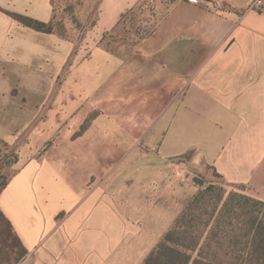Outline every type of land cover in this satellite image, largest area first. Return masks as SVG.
<instances>
[{"label":"crops","instance_id":"0c3cea01","mask_svg":"<svg viewBox=\"0 0 264 264\" xmlns=\"http://www.w3.org/2000/svg\"><path fill=\"white\" fill-rule=\"evenodd\" d=\"M139 1L99 0L89 30L93 37L84 43L87 56L80 52L59 84L57 110L70 116L109 86L107 115L67 150L47 151L23 163L0 191V211L27 251L18 264L143 263L155 245L151 241L167 231L177 214L150 229L144 196L143 201L118 197L111 188L88 183L109 160L131 155L120 152V145L155 144L163 160L195 152L236 184L252 180L264 160V12L246 11L253 0H217L222 13L184 0H155L158 20L143 56L128 60L101 48L102 35ZM108 2L110 11L103 8ZM5 12L49 23L52 0H0L2 63L29 65L42 58L55 64L51 89L74 57V44L25 27ZM143 63L146 75L155 76L154 98L147 93L135 104L134 88H125L130 104L121 106V116L114 115L120 107L116 76L123 73L131 83L141 70L134 64ZM17 77L34 79L35 89L40 86L37 76ZM152 112H159L155 120ZM104 144L110 148L104 150Z\"/></svg>","mask_w":264,"mask_h":264},{"label":"rangeland","instance_id":"374dc122","mask_svg":"<svg viewBox=\"0 0 264 264\" xmlns=\"http://www.w3.org/2000/svg\"><path fill=\"white\" fill-rule=\"evenodd\" d=\"M98 2L99 0H52L51 34L74 44L75 55H72L51 89L48 88L50 76L57 69L55 64L45 63L40 58L33 64H15L9 67V64L2 63L0 59V189L23 163L39 159L47 151L59 153L67 150L72 145L70 142L81 136L96 119L107 115L105 92L109 86L98 92L93 104L86 103L84 110L74 112L71 116L57 110L60 82L78 60V54L81 52L84 57L89 51L84 43L93 37L89 30L97 15ZM144 3L145 0H140L128 10V14H124L125 19L122 15L116 28L102 35L99 46L128 60L143 56V45L153 38L158 20L155 4L143 10L141 7ZM103 8L110 11V3H104ZM134 65L141 69L134 81H124L123 78H126L120 73L113 82L117 93L115 103L120 105L119 111L114 115L121 116L124 113L121 106L130 104L131 95L123 94L125 88H134L132 102L135 104L140 103V99H145L147 93L151 95L150 98H154L153 94L157 89L154 74L146 75L144 63ZM4 71L10 72L2 75ZM24 74L37 76L39 88L35 89L34 79L17 77ZM139 91L142 92L141 96ZM158 114L159 112H152V119L155 120ZM75 116L76 119L79 118L77 124H74ZM102 146L104 150L110 148L109 145ZM117 148H120V152L127 151L131 155L127 159L109 160L102 169L105 171L100 175H92L88 183H97L104 189L111 188V194L118 197L125 195L127 198L135 197L134 199L143 201L144 196L148 211L146 224L150 229L156 228L161 220L164 222L177 214L167 229L170 230L192 197L210 185L264 201V160L252 180L236 184L224 180L195 152L163 160L158 156L155 144L140 143L126 148L120 145ZM165 225L166 223L163 224ZM2 230L0 223V234ZM166 232L160 234V237L155 233L157 238L151 241L155 244L154 247Z\"/></svg>","mask_w":264,"mask_h":264},{"label":"trees","instance_id":"16d2710c","mask_svg":"<svg viewBox=\"0 0 264 264\" xmlns=\"http://www.w3.org/2000/svg\"><path fill=\"white\" fill-rule=\"evenodd\" d=\"M5 13L34 31L53 33V16L43 23ZM0 223V264H18L27 251L1 211ZM142 264H264V201L213 185L202 189Z\"/></svg>","mask_w":264,"mask_h":264},{"label":"built area","instance_id":"2783aa9c","mask_svg":"<svg viewBox=\"0 0 264 264\" xmlns=\"http://www.w3.org/2000/svg\"><path fill=\"white\" fill-rule=\"evenodd\" d=\"M155 0H145V3L142 5V9H147L151 7V4ZM186 3L196 5L203 10L210 13H222L225 11L223 6L217 0H184ZM246 11H252L256 13L264 12V0H253L250 5L247 7Z\"/></svg>","mask_w":264,"mask_h":264}]
</instances>
